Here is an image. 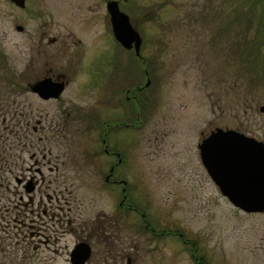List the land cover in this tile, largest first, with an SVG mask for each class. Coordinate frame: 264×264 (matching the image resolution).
Masks as SVG:
<instances>
[{
    "label": "flooded vegetation",
    "instance_id": "1",
    "mask_svg": "<svg viewBox=\"0 0 264 264\" xmlns=\"http://www.w3.org/2000/svg\"><path fill=\"white\" fill-rule=\"evenodd\" d=\"M49 29L39 28L9 91L32 98L0 101V264H164L165 241L179 247L165 264H210L200 234L164 227L140 200L138 95L150 83H139L140 52L113 38L114 54L102 50L82 74L84 52H67L82 38Z\"/></svg>",
    "mask_w": 264,
    "mask_h": 264
},
{
    "label": "rangeland",
    "instance_id": "2",
    "mask_svg": "<svg viewBox=\"0 0 264 264\" xmlns=\"http://www.w3.org/2000/svg\"><path fill=\"white\" fill-rule=\"evenodd\" d=\"M24 1L20 8L0 0L1 102L32 98L28 92L9 96V91L19 88L21 64L36 46L41 25L49 26L50 33L72 32L82 38L81 45L72 44L67 51L84 52L82 74L102 50L114 54L108 0ZM241 2L119 0L142 37L139 83L150 79L138 95V161L132 158L138 164L140 200L154 204L164 227L200 234L204 262L210 264H264V212L247 213L233 206L207 175L197 148L215 127L264 142V48L252 53L250 43L235 35L243 29L232 24ZM16 25H23L25 32ZM156 249L166 263L168 252L179 247L165 241Z\"/></svg>",
    "mask_w": 264,
    "mask_h": 264
},
{
    "label": "water",
    "instance_id": "3",
    "mask_svg": "<svg viewBox=\"0 0 264 264\" xmlns=\"http://www.w3.org/2000/svg\"><path fill=\"white\" fill-rule=\"evenodd\" d=\"M11 1L21 8L25 5L24 0ZM106 10L113 38L125 49L133 47L138 54L142 37L129 15L120 9L119 1L108 0ZM60 88L58 86L57 91ZM33 90H40V84ZM197 147L206 173L233 206L247 213L264 212L263 141L235 129L216 127Z\"/></svg>",
    "mask_w": 264,
    "mask_h": 264
},
{
    "label": "trees",
    "instance_id": "4",
    "mask_svg": "<svg viewBox=\"0 0 264 264\" xmlns=\"http://www.w3.org/2000/svg\"><path fill=\"white\" fill-rule=\"evenodd\" d=\"M237 15L232 19L235 28L243 27L240 31H236V36L250 43L252 53L254 51L261 52L264 48V0H242L237 5ZM238 41V38H236ZM262 64L264 68V52L261 53Z\"/></svg>",
    "mask_w": 264,
    "mask_h": 264
}]
</instances>
